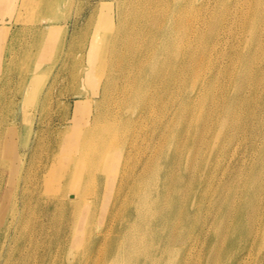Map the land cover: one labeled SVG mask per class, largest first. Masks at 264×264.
I'll use <instances>...</instances> for the list:
<instances>
[{"label": "bare ground", "instance_id": "6f19581e", "mask_svg": "<svg viewBox=\"0 0 264 264\" xmlns=\"http://www.w3.org/2000/svg\"><path fill=\"white\" fill-rule=\"evenodd\" d=\"M65 1H22L25 8L38 4L42 9L30 13L31 24H49L43 51L54 45L61 27L54 21L63 16L57 7ZM15 2L0 0V7ZM196 2L100 1L91 38L81 46L85 50L90 44L88 54L82 53V60L85 54L89 60L82 65L83 82L92 69L101 80L98 94L90 95L95 110L86 116L85 127L56 139V149L47 151L37 174L44 180L65 159V167L54 169L64 172L59 182L70 177L66 180L79 183L71 189L55 186L44 196L38 184L34 194L31 169L18 165L14 148L11 155L4 151L9 172L20 173L8 188L12 201L4 199L7 187L0 190V255L11 244L10 227L18 228L25 218L20 207L30 211L42 203L47 210L42 214L50 216L61 206L76 211L88 204L87 228L74 240L73 257L54 263L62 244L57 238L38 255L41 264H192L195 259L199 264H264V0ZM222 45L231 46L226 59ZM36 72L20 88L30 103L43 88ZM13 124L0 126V149L7 141L14 145ZM168 136L172 142L166 152ZM66 144H74L75 152L57 160ZM250 149V167L234 168L233 156L239 160ZM183 157L185 171L179 166ZM222 157L228 158L225 164ZM209 185L215 192L225 188V198L208 202ZM124 189L130 192L126 196ZM104 205L105 223L91 228V214ZM208 227L209 236L203 234Z\"/></svg>", "mask_w": 264, "mask_h": 264}, {"label": "rangeland", "instance_id": "374dc122", "mask_svg": "<svg viewBox=\"0 0 264 264\" xmlns=\"http://www.w3.org/2000/svg\"><path fill=\"white\" fill-rule=\"evenodd\" d=\"M22 1L16 0L15 4L0 7V126H6L9 122H13L12 126H16L17 130V133L14 134V145L7 141L4 146L3 144L1 145L0 149V177L3 178L0 190L3 191L4 187H7L8 193L5 194L7 196L4 198L7 203L14 199V196L11 195L12 190H8V188L20 173L19 170L13 174L9 172V157L5 155L4 151L8 155H11L13 148L14 151L16 150L15 161L18 162V165H24L25 163L31 169L32 181H34L33 186H35L33 189L34 194H36V186L38 184V191L43 189V191L39 192L41 196L47 195L48 191L52 192L55 186L60 187L65 184V188L70 189L77 186L79 180L67 181L66 179L70 177H66L63 181L59 182V177L64 172L58 174L54 169L55 167H65L67 165V160L65 159H61L58 164H54L49 174L44 176V180H41L40 176L37 179V174H42L41 167H43L45 161L48 159L47 151L54 152L58 145L57 140L62 137L63 133L69 131L75 132L79 128L85 127L83 124L86 116L95 110V100L93 99L98 94L96 91L101 86V80L99 81L94 77L93 69L89 80H85V82H83L80 74L85 66L83 63L89 62L87 50L90 44H88L85 50L81 46L86 39L91 38L93 32L92 25L98 15L96 11L102 0H73L72 2L66 0L61 3L57 7V11L59 10L58 12L63 16L54 21L60 24L61 27L57 30L54 45L44 51L42 50V47H44L43 39L46 37V33L49 32V27H47L49 24L41 20H37L31 24L34 18L30 13H33L34 9L38 11L42 9L38 4L32 7L33 9L29 8L26 4L27 8H25ZM198 2L199 0H197L196 4ZM112 11L114 12L113 8ZM226 45H222L220 48L226 53L225 59L231 49L230 45L228 47ZM83 52L87 53L85 54V61L84 59L82 60L84 56L82 55ZM40 53H42V61L36 69L35 64L37 65L38 63ZM76 53H78L77 56ZM32 71L34 73L37 71L36 73L39 75L43 86L38 95V102L36 101L35 103L26 101L20 89L24 80ZM189 83H191V80H189ZM88 94L94 98L92 99L91 96L88 98ZM167 97H165V100ZM84 99H88L89 103ZM166 114L168 113L166 112ZM164 117H167V115H164ZM169 137L166 138L167 141L165 140L166 143L164 144V151L166 152H169L172 142ZM50 140L52 143H50ZM75 150L76 146L74 144H66L65 150L63 148L61 152L57 153L55 158L58 160L62 155L75 152ZM78 151L81 152L82 150L78 148ZM251 153L252 149L239 160L236 158L237 154L234 155L235 160L233 159L232 161L233 164L235 163L234 168L240 166L244 167L246 171L252 164L250 161V156L252 157ZM19 156L22 158L21 161ZM183 158L184 160L180 161L179 165L181 171H185L186 166L187 158ZM221 159L222 164H225L228 160L227 157H222ZM247 162L249 163L245 167ZM18 168L21 170V165ZM236 173L233 172L231 177ZM49 175L51 178H49ZM209 186L210 189L205 195L208 202L212 201V198L221 199L222 197V200L225 198L227 194L225 188H219L215 192L214 187ZM112 192L113 190L106 194L104 199L105 204L109 202ZM128 193L130 192L124 189L123 195L126 196ZM72 197L73 194L71 193L67 196L69 199ZM61 202H63L62 199ZM89 207L87 204L73 211L71 208L61 206L58 213H56L58 208L53 209L49 214L50 216L42 214L43 212H47L42 207V203L39 205L35 204L30 211L26 207H20L23 209L21 212L25 215V218H22L21 225L16 222L18 228L15 229L14 225L10 227L11 244L0 255V264H18V260L19 264H41L40 259L42 257H38V255L44 252L45 244L57 238L62 244L60 248L56 249L58 245L55 247L54 263H58L62 259L72 258L73 254L78 250V245L74 240L81 239L84 236L83 232L85 228H87L86 215ZM106 211L105 205L101 207L99 212L97 209H94L95 216L91 214L89 226L91 228L97 227L99 230L105 223ZM8 213H10V210ZM208 215L211 216V213H202L201 217ZM107 222L109 223L110 220ZM209 229L210 227L206 228L203 234L209 236ZM195 230V235L190 238V241H193V238L199 235L198 228ZM1 239L2 235L0 234ZM197 243L201 244L202 241L198 240ZM197 247L198 244H195L193 248L196 249ZM193 248L192 250H194ZM195 254L197 256V253ZM199 258L203 259L204 257L200 256ZM48 259L53 261L52 257ZM198 262L200 263L199 260L195 259L192 264H199Z\"/></svg>", "mask_w": 264, "mask_h": 264}]
</instances>
